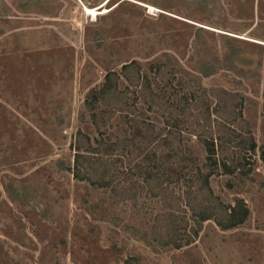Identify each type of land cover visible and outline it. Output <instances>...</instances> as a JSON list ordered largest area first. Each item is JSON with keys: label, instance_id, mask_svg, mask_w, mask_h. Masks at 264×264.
<instances>
[{"label": "rangeland", "instance_id": "374dc122", "mask_svg": "<svg viewBox=\"0 0 264 264\" xmlns=\"http://www.w3.org/2000/svg\"><path fill=\"white\" fill-rule=\"evenodd\" d=\"M262 148L264 0H0V264H264Z\"/></svg>", "mask_w": 264, "mask_h": 264}, {"label": "trees", "instance_id": "16d2710c", "mask_svg": "<svg viewBox=\"0 0 264 264\" xmlns=\"http://www.w3.org/2000/svg\"><path fill=\"white\" fill-rule=\"evenodd\" d=\"M130 68L135 69V72L138 73V65L135 61H131L128 64H124L122 66L123 71H126L127 69H130ZM116 77L117 75H115L114 73H108L106 75V83L100 89L99 94L105 95L107 91H109L110 84L113 82V79ZM115 87L116 86L112 87V89L115 90ZM88 141H90V138L86 136L85 134H83L82 131H78V135L76 136L74 145H73V148L76 151V153L74 154L73 164L69 162L65 163L64 168L67 169L68 171H71L73 177L75 178L81 177L80 174L81 172H83L81 171L83 170L81 169V167L84 161L90 162V165H94L95 163V161L91 160L90 158L84 157L81 152V148L84 146L83 144ZM113 146L114 144L112 143L108 144L107 148L109 149L107 150L108 151L112 150ZM98 147L99 149H102L104 147V143L100 142ZM252 147L254 149L255 145H252ZM209 153L214 154L213 146L209 147ZM260 156L262 160L264 161V148L261 149ZM211 162H213L212 164H215V161L213 159H211ZM224 167H226L225 164H224ZM198 174H199L198 176L201 178L202 177L201 172H198ZM204 183L206 184V186L208 185L207 176H205L204 178ZM220 208H221L219 209L220 213L218 215L209 213L206 210V211H200L198 213H194V216L198 218L199 222H203V221L213 218L216 224L219 225L221 229L227 230V229L235 228L243 224L248 219V216L250 213L249 208L243 199H236L233 205H228L226 207H220Z\"/></svg>", "mask_w": 264, "mask_h": 264}, {"label": "bare ground", "instance_id": "6f19581e", "mask_svg": "<svg viewBox=\"0 0 264 264\" xmlns=\"http://www.w3.org/2000/svg\"><path fill=\"white\" fill-rule=\"evenodd\" d=\"M106 5L107 4L102 5L99 9L85 7V10H86L87 13H96V12H101V11L106 12L107 11V9L105 7ZM151 9L153 10L155 8L151 6Z\"/></svg>", "mask_w": 264, "mask_h": 264}]
</instances>
